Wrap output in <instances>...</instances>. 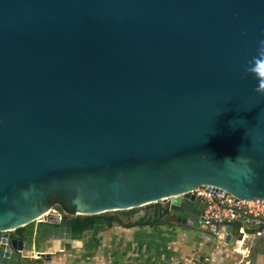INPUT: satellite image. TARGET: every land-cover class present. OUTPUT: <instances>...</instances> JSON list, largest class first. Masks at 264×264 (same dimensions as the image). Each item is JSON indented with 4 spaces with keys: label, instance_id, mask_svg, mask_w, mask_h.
I'll use <instances>...</instances> for the list:
<instances>
[{
    "label": "water",
    "instance_id": "95a60500",
    "mask_svg": "<svg viewBox=\"0 0 264 264\" xmlns=\"http://www.w3.org/2000/svg\"><path fill=\"white\" fill-rule=\"evenodd\" d=\"M261 41L264 0H0V264L85 239L22 255L14 231L71 223L38 221L50 197L72 217L169 201L231 247L260 228L206 224L191 192L264 200Z\"/></svg>",
    "mask_w": 264,
    "mask_h": 264
},
{
    "label": "crops",
    "instance_id": "0c3cea01",
    "mask_svg": "<svg viewBox=\"0 0 264 264\" xmlns=\"http://www.w3.org/2000/svg\"><path fill=\"white\" fill-rule=\"evenodd\" d=\"M248 220L244 223L259 225L251 219ZM241 223L234 224L242 226L244 223ZM100 233H102L101 236L97 238L96 236ZM244 233L239 245L231 247L213 232L167 220L128 228L114 224L110 228L105 227L98 234L93 233L82 239V243H85V241L88 242V238H91L90 245L93 253L86 255L87 260L80 262L88 264L127 261H136L141 264H264V242L260 228L247 229ZM46 242L48 240L45 241V246ZM40 246L36 238H33L32 244L27 242L25 253L33 257L35 251H42ZM94 253L96 257L93 260ZM88 257H91L93 261ZM67 259L68 261L73 260L66 264L79 262L73 257ZM38 262L43 263L44 261H35L34 264ZM13 264L19 263L16 260ZM44 264L63 263H59L57 257L53 256L50 262H44Z\"/></svg>",
    "mask_w": 264,
    "mask_h": 264
},
{
    "label": "built area",
    "instance_id": "2783aa9c",
    "mask_svg": "<svg viewBox=\"0 0 264 264\" xmlns=\"http://www.w3.org/2000/svg\"><path fill=\"white\" fill-rule=\"evenodd\" d=\"M192 195L204 204L202 218L206 224H243L252 218L254 222L260 225L262 232V240L264 242V200H244L227 193L219 191L213 194L211 189L206 187H199L193 190ZM240 230H243L242 227ZM22 255H27L25 252ZM35 257V256H34ZM70 264H88L84 262H73ZM98 264V263H95ZM109 264H141L136 261H127L122 263H109Z\"/></svg>",
    "mask_w": 264,
    "mask_h": 264
},
{
    "label": "trees",
    "instance_id": "16d2710c",
    "mask_svg": "<svg viewBox=\"0 0 264 264\" xmlns=\"http://www.w3.org/2000/svg\"><path fill=\"white\" fill-rule=\"evenodd\" d=\"M49 203L55 204L57 208L64 212H68L71 216L74 214L75 210L72 208L68 209L66 205L65 198L63 197H55L49 198ZM136 212V209L128 210V211H117L114 213H105L100 215L93 216H76L71 217V224L73 236L75 238L79 237L84 231L93 230L95 234H98L105 227H112L114 224L123 226V227H132L135 225H150L160 223L158 219H152L148 217V214L145 217H142L138 220H131L132 216ZM124 217V218H123ZM57 221L60 219L59 213L56 210H52L48 215L40 219L39 221ZM21 238L31 237L34 233V224L29 225L25 228L19 229L16 231Z\"/></svg>",
    "mask_w": 264,
    "mask_h": 264
},
{
    "label": "rangeland",
    "instance_id": "374dc122",
    "mask_svg": "<svg viewBox=\"0 0 264 264\" xmlns=\"http://www.w3.org/2000/svg\"><path fill=\"white\" fill-rule=\"evenodd\" d=\"M169 201H162V202H160L159 204H161V205H163V206H166L167 205V203H168ZM155 205H157V204H152V205H148V206H144V207H142V208H138V209H136V212L134 213V215L132 216V219L131 220H138V219H140V218H142V217H145V215H146V213L147 214H150L151 212H152V210H153V208L155 207ZM54 210H56V211H58L55 207H54ZM111 213H114V212H111ZM149 216V215H148ZM124 218V217H123ZM39 221V220H38ZM34 224V229L37 231L38 229H39V226H40V224L41 223H38V222H35V223H33ZM13 233H16L15 231L13 232ZM103 233V232H102ZM102 233H100V234H98L96 237L97 238H99L100 236H101V234ZM46 238L47 237H40L39 236V241H40V243H41V246L39 247L40 249L42 248V250H44L45 249V240H46ZM44 240V241H43ZM88 240V242L87 241H85V243H80V245H76L75 244V246L72 248V249H70V250H68V251H57V252H54L55 254H54V257H57V259H58V261H59V263L61 262V263H63V264H66V263H68V262H70L71 260H73V259H71L70 261H68V259L67 258H71V257H73L76 261H81V260H85L86 259V255H90V254H92L93 252L91 251L92 250V246L90 245V242H91V238H88L87 239ZM43 247H44V249H43ZM96 253H94L93 255V260L95 259V257H96V255H95ZM81 255H82V257H81ZM78 256H80V257H78ZM76 257H78V258H76ZM88 258H90L91 260H92V258L91 257H88ZM87 260V259H86ZM92 260V261H93ZM32 264H34V262H31ZM36 264H44V262L42 263H40V262H38V263H36Z\"/></svg>",
    "mask_w": 264,
    "mask_h": 264
},
{
    "label": "flooded vegetation",
    "instance_id": "af4514ba",
    "mask_svg": "<svg viewBox=\"0 0 264 264\" xmlns=\"http://www.w3.org/2000/svg\"><path fill=\"white\" fill-rule=\"evenodd\" d=\"M52 198H55V197H52ZM167 207H168V204L166 205V206H163V205H161V204H157V205H155V207L153 208V210H152V212L150 213V214H148L149 216L148 217H150V218H154V219H158L159 221H165V220H167V221H169L168 219H167V214H165V210L167 209ZM55 208L59 211V213L61 214V215H63L64 217H65V219H67V220H72V216L68 213V212H66V211H64V212H62V211H60L58 208H57V206L55 205ZM69 210H71L70 208H68ZM147 214V213H146ZM71 224V223H70ZM70 224L67 222V223H64V224H59L58 226H57V224H55V223H53V222H51V223H47V224H40V226H39V229H38V232H36V230L34 229V233H33V235L31 236V237H26V238H24V240L25 241H27V242H31L32 240H33V238H36V240H37V244H38V246H40L41 245V243H40V241H39V236L42 238V237H44V236H48L49 237V239L51 238H53V236H55L56 234H57V229L56 228H58V227H61V226H63V227H67V228H69L70 227ZM72 228V227H71ZM72 231V230H71ZM93 230H87V231H84L79 237H77V239H79V238H86V237H88V236H91V235H93ZM36 235V237H34ZM12 236L13 237H19V238H21L20 237V235L16 232V233H12ZM72 236H73V232H72ZM74 237V236H73ZM75 238V237H74ZM23 239V238H22ZM49 239H47L46 238V240H49ZM45 240V241H46ZM44 241V240H43ZM46 250V249H45ZM26 252V251H25ZM26 254V253H25ZM14 260L10 263V264H13V262L14 261H16V258H18V256H14Z\"/></svg>",
    "mask_w": 264,
    "mask_h": 264
},
{
    "label": "clouds",
    "instance_id": "9594fccd",
    "mask_svg": "<svg viewBox=\"0 0 264 264\" xmlns=\"http://www.w3.org/2000/svg\"><path fill=\"white\" fill-rule=\"evenodd\" d=\"M260 57L262 60H264V41H261L260 42ZM250 71L252 73H255L257 71H259V69L257 68L256 66V62L254 64V66H252L250 68ZM260 75L264 76V72H260ZM259 85H258V88L256 89L257 93L260 94V95H264V80H259ZM228 158H225L224 160H226ZM36 261H41V260H36ZM35 262V261H33Z\"/></svg>",
    "mask_w": 264,
    "mask_h": 264
},
{
    "label": "bare ground",
    "instance_id": "6f19581e",
    "mask_svg": "<svg viewBox=\"0 0 264 264\" xmlns=\"http://www.w3.org/2000/svg\"><path fill=\"white\" fill-rule=\"evenodd\" d=\"M51 211H47L45 212L44 214L40 215L37 219L40 220L42 219L43 217H45L46 215H48ZM76 245H80V242H76ZM46 251H50V248H51V242H49V244L46 243Z\"/></svg>",
    "mask_w": 264,
    "mask_h": 264
}]
</instances>
